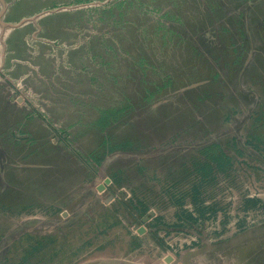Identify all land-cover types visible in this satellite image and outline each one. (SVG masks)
Wrapping results in <instances>:
<instances>
[{"label":"rangeland","instance_id":"rangeland-1","mask_svg":"<svg viewBox=\"0 0 264 264\" xmlns=\"http://www.w3.org/2000/svg\"><path fill=\"white\" fill-rule=\"evenodd\" d=\"M0 264H264V0H0Z\"/></svg>","mask_w":264,"mask_h":264}]
</instances>
